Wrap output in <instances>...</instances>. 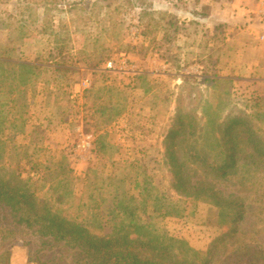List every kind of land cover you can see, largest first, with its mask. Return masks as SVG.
I'll return each instance as SVG.
<instances>
[{"label":"rangeland","instance_id":"1","mask_svg":"<svg viewBox=\"0 0 264 264\" xmlns=\"http://www.w3.org/2000/svg\"><path fill=\"white\" fill-rule=\"evenodd\" d=\"M252 3L0 0V52L6 46L15 60L41 66L28 83L30 105L24 124H19V112L10 115L8 106L0 108L7 129L3 138L9 145L5 163L21 168L36 199L42 201L50 195L43 179L45 169H57L68 157L73 197L64 211L68 218L90 227L95 226L94 216L103 219L111 206L109 201L100 203L108 199L106 192H91L92 186H102L110 175L139 174L138 182L149 192H131L136 206L145 207L138 217L164 241L174 237L187 251L205 253L212 240L231 228L235 238L219 249L210 264H250L255 252L264 247V165L252 152L253 143L242 137L236 146V165L228 168L225 177L217 175L214 169L221 154L225 160L235 143L225 139L228 144L222 148L220 132L213 131L207 119L215 113L220 121L249 123L255 143L264 147V73H220L225 41L243 27L239 19L245 16L242 12L236 15L237 7L248 8ZM253 4L248 15L264 23V0ZM163 13L176 17L179 23L171 45L165 41L163 29L157 33L152 29L147 38L141 36L142 23L152 25L153 18ZM57 66L72 72L58 79ZM258 70L264 72V68ZM1 75L0 106L7 104L3 91L13 81L7 73ZM214 75L232 80L231 85L212 87L201 82L204 76ZM86 91L93 92L88 101ZM109 93L118 95L125 111L110 126L96 127L98 116L92 106ZM12 121H16L14 130ZM180 121L184 127L175 140V155L189 181H205L224 197L240 199L243 216L237 222L223 224L220 215H227L223 209L173 192L165 142ZM98 134H105L112 147L107 156L94 152ZM87 137L90 148L85 150L80 146ZM94 204L102 206L96 210ZM0 210L2 226L12 231L11 236L0 237V256L9 254L0 264H83L84 257L77 249L18 224L9 208L0 206ZM168 212L171 216H166ZM103 223L106 233L110 225Z\"/></svg>","mask_w":264,"mask_h":264},{"label":"trees","instance_id":"2","mask_svg":"<svg viewBox=\"0 0 264 264\" xmlns=\"http://www.w3.org/2000/svg\"><path fill=\"white\" fill-rule=\"evenodd\" d=\"M75 6L72 5V8ZM151 22H153L152 25L142 23L143 28L140 32L143 38L153 34L152 29L156 33L159 29H163L165 31L164 39L169 45L176 40L179 31L176 17L163 13L160 14V18H153ZM164 23L166 27H162ZM168 27L173 28V31H169ZM176 64L179 65L178 61ZM40 69L41 66L35 63L15 60L8 47H1L0 80L2 81L1 73H7V77L13 78V81L3 91L2 97L6 98L7 104L3 103L0 108L8 106L10 115H15L14 111L19 112L18 120L21 126L25 122L23 116L27 115L30 105L28 103V83L32 80L31 77L35 72ZM54 72L59 79L64 78L65 73L72 71L57 66ZM15 81L17 83L13 84ZM201 82L216 87L224 84L231 85L232 80L214 75L212 77L204 76ZM85 95V100L88 101L93 96V92L86 91ZM213 96L215 99L217 98L214 93ZM94 104L92 111L98 116L96 127L110 126L125 111L122 103L119 102L118 95L113 93H109L101 102ZM205 112L207 116L210 113L207 107ZM209 117L211 118L207 119V124L213 131L220 132L222 142L220 141L219 145L224 148L228 144L223 141L225 139L235 143V147L231 146L228 149L229 155L226 159L223 160L221 154L217 168H213L219 173H216L217 175L225 177L228 174V168H234L236 165V161L239 159L236 154V146L241 143L242 137L244 139L246 137L245 141L250 144L253 143L252 152L257 154L256 158L264 165V147L255 143V135L249 123L220 121L215 118V113ZM14 122L16 121L11 122V130L16 128ZM183 127L184 124L181 121L176 124L170 130L165 142V158L170 168L169 179L173 192L178 197L193 202L210 203L223 209L227 212V215L223 213L220 215L223 224L237 222V219L243 216V204L239 202L240 199L231 200V198L224 197L205 181L196 183L189 181L183 164L175 155V140L182 132ZM6 130L0 119V206L9 208L17 218L18 224L33 230L39 236L50 238L57 244H68L77 249L84 257L83 264H210L219 249H224L227 243L235 238L232 229L229 228L226 233L211 241L205 253L187 251L174 237H168L164 241L161 235L138 217V211H143L145 207L136 206L137 201L131 192L138 190L144 194L149 192V189L138 182L139 174L134 173V177H129L130 172L124 177L110 175L104 178L102 186H92L91 192L104 191L108 195V199L101 201V204L107 201L111 203L103 219L100 216H94L95 226L90 227L86 222L70 219L64 211L73 197V171L69 168L68 157L62 159L57 169H45L43 179L48 184L50 195L48 199L38 201L30 187V179L23 176L21 168L18 165V167L10 168L5 163L6 157L9 155L8 140L3 138ZM105 139V134L96 136L94 152L97 156H107V150L112 149ZM216 140L214 139V142ZM110 155L109 158H111ZM132 170L135 171V169ZM92 198L91 194L90 199ZM162 199L171 202V198L163 197ZM155 202L154 198V204H156ZM101 204H94L93 209L99 210ZM155 208H157V204ZM166 216H171V213H166ZM103 220L110 225L106 233L103 232ZM11 235L12 231L5 229L1 224L0 210V237L5 239ZM7 257L9 254L0 256V261ZM250 264H264V247L255 252Z\"/></svg>","mask_w":264,"mask_h":264},{"label":"crops","instance_id":"3","mask_svg":"<svg viewBox=\"0 0 264 264\" xmlns=\"http://www.w3.org/2000/svg\"><path fill=\"white\" fill-rule=\"evenodd\" d=\"M251 2L255 3L256 0ZM253 3L248 8H253ZM237 8L239 11L236 15L242 12L245 16L239 19L244 22L243 27L225 41L226 49L220 58V73H264L258 70L264 68V23H259L255 17L256 21L252 20L245 5L242 9Z\"/></svg>","mask_w":264,"mask_h":264},{"label":"built area","instance_id":"4","mask_svg":"<svg viewBox=\"0 0 264 264\" xmlns=\"http://www.w3.org/2000/svg\"><path fill=\"white\" fill-rule=\"evenodd\" d=\"M109 66H111V64ZM88 140H89V137H87V139L85 141H83L80 148L85 149V150L89 149L90 148V141H88Z\"/></svg>","mask_w":264,"mask_h":264}]
</instances>
